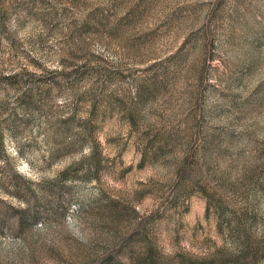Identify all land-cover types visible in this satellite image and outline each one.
<instances>
[{
	"label": "rangeland",
	"instance_id": "rangeland-1",
	"mask_svg": "<svg viewBox=\"0 0 264 264\" xmlns=\"http://www.w3.org/2000/svg\"><path fill=\"white\" fill-rule=\"evenodd\" d=\"M1 128L0 264H264V0H0Z\"/></svg>",
	"mask_w": 264,
	"mask_h": 264
},
{
	"label": "trees",
	"instance_id": "trees-1",
	"mask_svg": "<svg viewBox=\"0 0 264 264\" xmlns=\"http://www.w3.org/2000/svg\"><path fill=\"white\" fill-rule=\"evenodd\" d=\"M30 107L31 102L28 103V108ZM45 121L50 131L49 137L56 138L59 141V146L62 148V150L67 149V151H70L75 148V146L80 148L79 145H84L86 144V142L89 141V146L91 148L90 153L83 154L82 157H80L79 160L76 161V163L74 164L82 166L85 176H94L99 170L101 162L98 158L96 159L98 153V146L95 140L93 139L95 132V125L93 123V112L91 114V118L82 116L79 117L77 113H72L65 116L63 114H59L54 117L46 116ZM4 122L8 124L7 119H5ZM4 137L5 134L3 132V128H1L0 151H5ZM74 164H70L71 166H67V168L61 172V174H66V172L70 170Z\"/></svg>",
	"mask_w": 264,
	"mask_h": 264
}]
</instances>
